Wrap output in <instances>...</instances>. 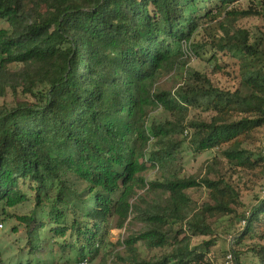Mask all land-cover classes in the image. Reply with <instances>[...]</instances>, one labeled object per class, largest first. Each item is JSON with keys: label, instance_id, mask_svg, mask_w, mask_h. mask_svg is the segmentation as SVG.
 <instances>
[{"label": "trees", "instance_id": "16d2710c", "mask_svg": "<svg viewBox=\"0 0 264 264\" xmlns=\"http://www.w3.org/2000/svg\"><path fill=\"white\" fill-rule=\"evenodd\" d=\"M241 1L0 0L1 216L30 201L24 185L47 218L19 217L29 247L17 264L38 263L42 250L48 257L39 263H53L54 245L79 262L96 260L112 246L111 221L118 217L122 227L131 199L147 185L156 200L142 215L145 230L128 239V257L117 259L213 264L214 241L193 246V239L214 236L217 222L234 217L242 227L232 246L236 264H264V245H244L264 241V197L246 206L217 164L200 181L181 177L178 167L185 153L220 151L264 179V149L249 148L264 129V10L234 7ZM255 16L263 31L252 41L237 23ZM221 53L239 63L234 92L187 70L194 56L221 74ZM172 74L184 81L163 88ZM150 167L161 177L148 184ZM195 187L209 194L197 208L187 194ZM138 243L170 251L145 260ZM0 264H10L1 252Z\"/></svg>", "mask_w": 264, "mask_h": 264}, {"label": "rangeland", "instance_id": "374dc122", "mask_svg": "<svg viewBox=\"0 0 264 264\" xmlns=\"http://www.w3.org/2000/svg\"><path fill=\"white\" fill-rule=\"evenodd\" d=\"M234 7L239 9L251 8L264 10V0H242ZM237 26L249 30L253 36L252 41H254L255 38L260 36L261 31H263V20L260 16L249 17L241 19L237 23ZM216 34H218L217 29L214 28V31L211 32V36L215 37ZM207 35L208 34H202L201 38H206ZM188 59L187 70L208 75L216 87L233 92L240 87L239 63L229 54H220V65L225 69L221 74L213 72L214 63L210 64L194 56ZM173 75L174 74L166 76L163 79L161 83L163 88L173 90L182 84L184 78L181 80L180 76L176 78ZM211 117L212 114L209 113H193L191 115V118H203L208 120ZM184 136L186 137L187 133H185ZM249 148L252 150L264 149V129L256 134L255 138L250 142ZM215 164H217L216 167L218 168V172L232 181L233 185L240 192L241 199L246 206L257 203L259 199L264 197V179L261 180L255 174L242 171L231 165L220 151L210 153H185L180 158L178 167L181 177L194 178L200 181L204 177L207 167ZM160 177L161 174L158 170L152 167L146 172L148 184L157 181ZM22 188L28 193L30 201L18 207L7 209L9 214L6 218L4 216L2 218V209L0 206V252L3 254L4 261L10 264L24 262L28 258V231L26 226L19 221V217L36 214L37 220L47 222V218L43 216L42 210L38 209L36 206L35 192L30 190L28 186L22 185ZM187 194L193 199V206L196 208L201 207L204 203L209 201V194L203 187L190 188ZM155 200L156 195L150 192L149 185L138 190L137 195L130 201L131 205H133V209L124 221V225L118 227V217H115V219L111 221L112 229L109 234V241L112 246H108L96 260L90 263L87 261L79 262L76 260L75 254L72 252L60 253L58 247L54 245L53 250L49 253L53 254L52 258L55 259L51 264H130V261L119 260L116 257L119 256L123 259L128 257L130 251L126 247V243L129 238L139 235L145 230L142 215L148 209L149 205L155 203ZM33 228H35V225L32 226V229ZM241 229L242 227L235 223L234 217L225 218L215 224L214 236L197 237L193 239V246H199L206 241L213 240L215 245L211 247L209 259L213 264H225L226 256L229 253L232 242L234 243L235 235ZM258 233L262 234V231L259 229ZM244 245H264V241L258 237L245 241ZM135 248L137 249L136 253L139 257L154 261H157L164 253L170 251V248L150 251L142 243H138ZM251 256L252 255L249 254V257ZM36 257L41 261L47 259L48 256H45V252L42 250ZM39 262L37 263L34 261L33 264H41Z\"/></svg>", "mask_w": 264, "mask_h": 264}, {"label": "built area", "instance_id": "2783aa9c", "mask_svg": "<svg viewBox=\"0 0 264 264\" xmlns=\"http://www.w3.org/2000/svg\"><path fill=\"white\" fill-rule=\"evenodd\" d=\"M232 246H233V242L231 244V248L229 250V253L227 255V264H236V259H235V256H234V252L232 251Z\"/></svg>", "mask_w": 264, "mask_h": 264}]
</instances>
